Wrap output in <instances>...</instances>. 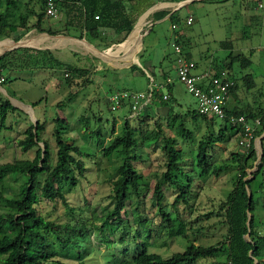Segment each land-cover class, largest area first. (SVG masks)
I'll return each mask as SVG.
<instances>
[{"label":"trees","instance_id":"obj_1","mask_svg":"<svg viewBox=\"0 0 264 264\" xmlns=\"http://www.w3.org/2000/svg\"><path fill=\"white\" fill-rule=\"evenodd\" d=\"M16 1L5 0L2 8L0 0V38L9 36L19 29L20 31L15 37L18 39L25 31L35 28L50 34L63 33L79 38L85 36L89 42L96 39L102 40L105 41L104 47H107L111 43L125 39L133 28L137 17L157 0H55L58 12L61 11L64 14L60 24L62 28L43 24L44 19L49 17L44 8L46 0H37L38 10L33 6H26L24 11L18 14L14 13ZM195 1L202 0H193L190 3ZM176 12L177 10L168 16L172 23H177ZM165 13V10H160L154 12L153 16L160 18ZM30 15H34L35 19L29 21ZM178 41V38H175L174 42L181 46ZM130 43L131 40L127 43L126 51L120 58L123 61L133 58L134 52L139 47L138 42L134 50L131 51ZM220 43L225 46L230 45L229 40H221ZM96 45L100 46L98 43ZM35 52L31 58L33 65L60 69L66 74L64 79L67 85H70L77 73L83 74L81 75V77L83 76L82 83L90 82L88 76L92 73V69L61 60L50 49H36ZM7 53L0 55V77L3 79L1 73L6 66L5 56ZM183 55L186 57L184 53ZM234 60H238L241 67L250 64V59L244 53L229 51L223 58L222 64L214 69L215 71L221 68L226 69L228 75L233 79L234 84L229 88V92L236 84V79L231 72ZM121 69L142 71L136 63H131ZM166 77L168 76L165 73L161 84L170 90L169 96L165 99L162 97L161 87L153 88L150 100L158 101V106L165 109L168 125L173 123L174 116H180L181 120L175 126V134L164 133L163 128L156 123L155 129L145 128L139 131L141 139L148 138L147 140H150H146V144L151 141L159 143L161 140L159 146L163 151L164 158L159 167L162 169L156 172L158 175L155 177L152 188L141 184L143 174L136 164L138 161H143L139 152L141 144L134 135L135 128L129 125L128 118H124L123 132L113 134L109 142L101 148L105 157L114 156L118 162L114 166V177L111 179L108 194L111 206L104 209L98 216L101 220L99 225L79 217L56 222L38 210L37 204L41 199L59 198L67 207L68 213L73 214V208L67 203L62 186L78 184L79 178L84 175L87 169L86 162L93 154L82 146L68 141L65 135V118L56 115L53 118L52 130L56 150L52 159L50 144L42 137L44 129L42 118L37 117L35 124L26 123L22 130L23 136L17 139V144L24 152L33 150V156L15 158L0 164V203H3L2 207L6 208L0 209V264H70L61 261L60 258L82 257L81 254L74 256L75 254L71 252L80 246L79 237L85 236L93 227H97L103 232V235L109 228L108 236L113 235L114 231L125 227L127 221H130V216L132 224H135V237L140 238L136 244V251L130 257L113 254L107 260L108 264H253L254 260L256 264H264V231L255 222L256 204L254 190L251 188L252 180L264 166V136L260 140L262 155L257 163V171L252 173L253 176L246 177L245 170L250 163L248 161L255 157V148L251 142L247 148H244L243 153L232 152V158L236 160L237 177L233 182L232 189L220 200L216 210L197 214L195 218L190 216L193 211V199L197 186L194 175L197 177L219 176L229 167L227 162L215 165L211 160L210 152L216 142H228L239 134L238 125L233 123L229 116L239 114H244L248 118L260 116L261 126L256 133L259 135L264 130V101H260L254 109H228L225 105V117L221 119L215 130L212 127L215 126L214 118H217L216 116L201 114L196 110V107L191 110L187 109L186 111L191 114L194 120L197 117L206 120L210 129L197 139L193 154L188 158L190 162H185V159L181 158L182 150L175 147L176 137L190 140L193 138V131L184 124L183 116L177 114V111H173V105L179 104L171 92L173 78L174 80L176 78L172 76L171 81H166ZM243 80L247 81L248 85L249 80L251 81L250 73L244 74ZM252 84L253 82L250 85ZM122 87L124 88V86ZM73 95L74 93L68 95L56 105H62ZM41 99L34 101L32 105ZM124 104L125 102L122 105ZM16 109L9 99L0 92V128L6 127L5 117L8 112H13ZM127 110L132 111L129 104ZM170 113L174 115L173 118L168 117ZM83 122L86 125L87 118ZM91 133L96 136V143L99 145L103 135L99 127L92 129ZM39 141H42L43 147ZM8 175H12L15 183L9 192H5V178ZM165 186H171L176 192L169 203L162 202ZM248 189H250L249 198ZM148 195H150V205L156 207L160 215L157 223L153 216L149 217L147 213L144 214L141 211V209L146 210ZM248 213L251 215L247 221ZM210 215L222 216L220 221L226 226L225 239L208 244L188 241L182 250L174 251L169 256H162L158 252L147 249V245L152 242L148 241L151 232L153 240L154 237L159 236L163 237L161 243H166L171 236L184 235L186 229L194 232L201 231L202 226L197 222L201 217L207 218ZM64 247L68 251H58ZM219 255H222L224 259L217 260L216 257ZM199 260L202 261L199 262Z\"/></svg>","mask_w":264,"mask_h":264},{"label":"rangeland","instance_id":"obj_2","mask_svg":"<svg viewBox=\"0 0 264 264\" xmlns=\"http://www.w3.org/2000/svg\"><path fill=\"white\" fill-rule=\"evenodd\" d=\"M4 1L1 0L2 8L4 7ZM221 2L225 3L217 5V3L195 1L177 9L176 15L178 20L176 24L178 27H186V34L181 37V41L189 39L196 44L195 47L197 49L205 51L206 56L202 58L200 56H193L197 60L199 70L209 67L211 63L214 66H220L223 58L229 51L244 53L254 63L241 67L238 60L233 61L231 72L236 79L237 90H249L253 99L262 101L263 96H260V93H258L259 88L257 91V86L253 85H255V72H258L260 70L259 65L264 63V14L262 13V10H264V0H262L263 7L257 6L255 0H228ZM37 3L35 0H17L14 5V13H21L26 6H33L38 10L39 6ZM159 3L160 0L154 2L151 5V10L145 14L146 23L150 20L151 11ZM188 11L194 13L195 19L191 25L186 26L184 19ZM248 14L252 15L253 19H249ZM141 15L143 13L137 17L136 21H138ZM63 18L64 14L59 11L56 17L45 18L43 24L62 28L60 24ZM34 19L35 16L30 15L29 21ZM170 25L169 18L155 22L152 29L143 36L142 44L143 46H147V49L141 51L139 47L134 52L133 58L127 61L120 59L122 56L121 50L114 53H111V50H106V53L102 54V56H110L111 59L109 60L101 59L99 56L97 58L94 57L93 60L89 56L96 55H94V52L88 50L85 44L69 38L53 37V40L55 39L56 41L54 44L64 48L62 55L54 54H57L56 56L61 60L70 61L92 69V73L88 76L90 82L82 83L83 76L81 77V75L83 74L77 73L70 85H67L64 79L66 74L60 71V78L57 79L58 85L45 87L34 78L29 80L21 74L17 78H14L12 75L10 76L7 69L3 70L9 79L2 82V86L6 89V93L0 91L2 95L8 99L9 96L15 99L20 97L24 103L27 100L38 99L41 96L43 98L33 106V115H31L30 109L27 111L20 106H17L14 112H8L6 115V127L0 128V164L12 161L15 158L33 156V150L24 152L17 144V139L23 136L22 130L26 126V123H33V116L35 118H42V121H44L42 137L50 144L52 159L56 150L54 136L52 135L53 118L56 115L65 118V135L68 141L82 146L93 154L88 159V162H86L87 169L84 175L79 178L78 184L74 186H62L66 201L73 208V214L68 213L69 211L61 199L48 200L43 198L38 202L37 207L47 218L56 222H62L79 217L86 218L87 222H91L92 224H100L101 220L98 216L104 209L111 206L108 194L110 192L111 179L114 177V166L118 162V159L114 156L111 158L105 157L101 152V148L109 142L113 134L123 132L124 118H128L129 125L135 128L134 135L139 144H141L139 152L143 161L136 163L143 174L141 184L152 188L155 177L158 175L156 172L162 169V167H159L164 158L163 151L159 146L161 140H159V143L151 141V143L146 144L145 141L148 138L141 139L139 131L145 128L155 129L156 123L163 128L164 133L174 135L175 126L181 120L180 116L175 117L170 113L168 117L173 118L174 116V118L173 123L168 125L166 123L167 113L164 112L165 109L163 110L162 107L158 106V101L150 99L137 111H128V104L121 105L116 109H110L108 95L112 91L119 89L145 90L149 84V76H152L155 81L158 80V69L155 62L160 58L162 59L161 52H165L167 57H170L173 52L172 42L175 40L173 33L176 31ZM147 27V24L143 25L142 30H146ZM84 38L86 37L84 36ZM221 40H229L230 45L225 46L221 44ZM96 42L100 44L97 47L99 49L111 48L115 50L119 44V42H114L104 47L105 41L96 40ZM125 51L126 49L123 52ZM167 57L164 58L165 66L168 62ZM131 63H136L142 71L139 69L133 71L121 69ZM172 72L173 77H175L173 70ZM246 73H250L251 81L249 80V83H254L252 85L248 83L250 87H248L247 81L243 80V76ZM49 82L51 83L52 81ZM160 89L165 91L166 87L162 86ZM171 92L179 102V104L173 105V111H177V114L183 116L184 124L193 131L192 139L189 140L177 136L175 144L177 149L182 150L181 158L185 159V162H190L188 158L193 154L197 139L208 131L210 127L206 120L200 117L194 120L191 114L186 111L187 109L191 110L195 108V100L177 79H175ZM72 93L74 95L70 100L64 101L60 106L56 105L57 102H61L63 98ZM261 98L262 100H260ZM85 118L88 121L86 125L83 122ZM220 122L221 119L214 118L215 126L212 128L215 130ZM97 126L103 134L99 145L96 143V136L91 133V130ZM236 138L237 136L231 138L228 142H216L210 151L211 160L215 165L223 162L228 163L229 167L226 171L221 172L219 176L204 175L197 177L194 175L197 186L195 187L196 194L193 199V211L190 215L192 218H195L197 214L209 210L215 211L220 200L232 189L233 182L237 177L236 160L232 158V152L238 151L240 154L245 151L243 147L238 146ZM39 144L43 147L42 141H39ZM259 153V149L255 148V157L248 161L250 163L245 168L247 172L246 177H252V173L257 171V163L260 161V158H258ZM14 183L12 175H8L5 178V192H9L14 187ZM251 188L254 190L256 204L254 210L255 222L264 231V166L252 180ZM248 191L250 192V189ZM163 192V203L171 202L176 193L175 189L171 186H165ZM3 205V203H0V209H6L2 207ZM146 206L145 211L141 209L142 213H147L149 217L153 216L157 223L160 215L156 207L150 205V195L146 197ZM221 217L219 215H210L207 218L201 217L197 222V224L202 226L201 231L194 232L186 229L184 235L171 236L167 239L166 243H161L163 237L159 236L154 237L153 240L151 238L153 233L151 232L148 241L152 242L147 245V249L158 252L162 256H169L174 251L182 250L188 241L208 244L223 240L225 239L226 226L220 221ZM131 218L130 216V221H127L123 229L114 231L113 235L108 236V233H110L109 228L105 230L104 235L97 227L91 228L85 236L79 237L80 246L75 248L74 251L70 250L75 254L74 256L81 254L82 257H61L60 260L69 262L70 264H108L107 260L113 254L127 257L132 256L136 251V244L140 241V238L135 237V224H132ZM161 231L163 232L164 230L162 229ZM58 251L68 250L64 247ZM216 259L220 261L224 258L222 255H219ZM201 261L199 260V262Z\"/></svg>","mask_w":264,"mask_h":264},{"label":"crops","instance_id":"obj_3","mask_svg":"<svg viewBox=\"0 0 264 264\" xmlns=\"http://www.w3.org/2000/svg\"><path fill=\"white\" fill-rule=\"evenodd\" d=\"M35 1L38 2L37 0H35ZM177 1H180V0H163V1H160V3L157 5V7H155L151 11L150 20L146 23L145 22L146 19H144L137 25L134 32L132 33V39H131V43H130V45H131L130 50L131 51L134 50L135 45L138 42H139V47H140V48L139 47L138 48L141 51H145L147 49V46H143L142 40H143L144 34L150 30V27L151 26L153 27L154 23L159 21V20L167 19L168 16L170 15V13L181 8L182 6L188 5L191 2V1H189L186 4L178 7L176 4ZM203 1L204 2H211L213 4L217 3V5H219L220 3H225V2H221V1H217V0H202V2ZM226 1H228V0H226ZM258 2L261 3V6H259V7H263L262 0H255V4L257 6H258ZM198 3H201V2H198ZM160 10H165L166 13L160 18H154L153 13L160 11ZM262 13L264 14V10H262ZM187 15L193 16V19H192V22H193L195 19L194 13L191 11H188L185 14V17ZM248 15H249V19H253L252 15H250V14H248ZM256 19H258V18H256ZM192 22L190 24H186L184 21L186 26L191 25ZM145 24H147L148 27L146 30H142L143 25H145ZM171 24H172V22H171ZM185 28H182L180 26L178 27V25H177V27L174 28L176 32L174 31L175 33H173V37L175 36V38H178V40H179L178 42L181 44L182 51L186 55V57H188V58H190L196 62V69H197L196 72L199 73L200 70L198 69L197 60L193 56L194 55L200 56L202 58L203 56H206L204 53L205 51L197 49L195 47L196 44L193 41H190L189 39H185V40L181 41V37L186 34ZM19 31L20 30L18 29L16 31L12 32L9 36H5V37L0 38V55L5 53V52H8L7 55L5 56L6 66L2 69V73H1V76H3L4 79L0 81V91L6 93V89L2 86V82L8 81V79H9L8 75L4 74V72H3L4 69H7L9 71L10 76L12 75L14 78L15 77L17 78L19 76V74H21V75L26 76L29 80L34 78L36 81H40L42 86H45V87L49 86V85L50 86L58 85L57 79L60 78V75H59L60 69L59 70L58 69H51L47 66L36 67L33 65L31 58L36 53L35 52L36 49H41V50L42 49H50V50H52L53 54L57 53V54L62 55V51L64 48L60 45H55L54 44L55 39L53 40V37L54 38L63 37V38H67V39L68 38L71 39V38L58 35V34H63V33H58L57 35L51 34L53 36H49L46 34V33H48L47 31H38L35 28H30L29 30L25 31L18 39H15V37L19 33ZM140 31L144 33L142 36L141 42L139 41ZM44 35H46L47 37H45ZM65 35H67V34H65ZM111 35H112V33L110 34V36ZM69 36H73V35H69ZM73 37H76V36H73ZM30 38H32L34 40L33 41H27ZM76 38H79V37H76ZM19 39H21L20 43L14 42V41H17ZM35 40H37V42ZM71 40H73V39H71ZM96 40L93 42H90V43L94 44L97 47ZM3 41H5V42H3ZM1 42H3V43H1ZM66 42L70 43L69 41H66ZM51 43H53V44L51 45ZM74 43H77V42H74ZM79 44H81V43H79ZM121 52L123 53V50H121ZM111 53H114V51H112ZM56 57H58V56H56ZM89 57L91 59H93L94 57L97 58V56H89ZM102 57H103V59H106V60L111 59L110 56H107V57L102 56ZM161 57H162V59L160 58V59H158V61L155 62L157 65V69H158V74H157L158 80L156 79L157 81H155V79L152 76H149L150 79L153 78V80L155 82H157V84L162 83L163 75L165 73H166V76L171 77V78L173 76L172 70L175 73V61H174L175 53L172 52V55L170 57H167V54L165 52H161ZM166 57H167L168 62H167V65L165 66L164 58H166ZM152 63H154V62H152ZM163 63H164V65H163ZM252 63H254V62L252 61V59H250V64H252ZM258 63H259V61H258ZM207 68L214 70L217 68V66H214V64L211 63V65ZM203 69H206V68H203ZM259 69L260 70L258 72H255V74H256L255 81H254L255 85H253V86H257L256 90L259 88V91L258 90L257 91H258V93H260V96L261 95L263 96V101H264V95H263L264 94V63H261L259 65ZM49 81H52V82L50 83ZM174 82H175V80L173 78V85H174ZM237 89H238V85L236 82L235 87L229 92V95H228V98L226 101V106L228 109H239V108L254 109V107L258 103H260V101L253 99L252 94H250L249 90L244 91L242 89L241 90H237ZM13 90H15V88H13ZM162 92H163V90H162ZM40 98H43V97L41 96L38 99H40ZM38 99H32L29 101L27 100L24 103V101H22V99L20 97L15 99V98L9 96L10 103L13 106H15L16 108H17V106L23 107L27 111H28V109H30L32 111V114L34 111V108H33L34 105H32V103ZM260 100H262V98ZM40 114H41V112H40Z\"/></svg>","mask_w":264,"mask_h":264},{"label":"built area","instance_id":"obj_4","mask_svg":"<svg viewBox=\"0 0 264 264\" xmlns=\"http://www.w3.org/2000/svg\"><path fill=\"white\" fill-rule=\"evenodd\" d=\"M258 6H261L260 2H258ZM44 8L46 15L49 17H56L59 13L55 0H46ZM192 19V15H187L184 21L186 24H190ZM171 27L176 28L177 24L172 23ZM172 47L175 53V78L194 97L196 110L207 116L213 115L219 119L224 118V107L229 95V88L234 84L227 70L221 68L215 71L206 68L197 73L194 60L183 55L181 46L173 41ZM2 79L0 77V81ZM171 79V77H166V81H171ZM162 86V84H157L151 78L146 90L119 89L112 91L108 95L109 106L111 109H116L125 102V104L130 105L131 110H140L150 99L152 89ZM169 94L170 90L165 89L162 92V97L167 98ZM229 118L239 127V134L236 138L238 146L247 148L252 142L255 147L256 137L258 136L256 133L261 126V117L248 118L244 114H239L230 115Z\"/></svg>","mask_w":264,"mask_h":264},{"label":"water","instance_id":"obj_5","mask_svg":"<svg viewBox=\"0 0 264 264\" xmlns=\"http://www.w3.org/2000/svg\"><path fill=\"white\" fill-rule=\"evenodd\" d=\"M189 1H192V0H180V1H177L176 4H177V6L179 7V6H182V5L186 4V3L189 2ZM150 10H151V6H149L147 9H145L142 13H143V14H146V13H148ZM136 24H137V21L134 23L133 28H132L131 31L128 33V35L125 37V39L122 40L121 42H119V44L122 43V42H125V41L131 36L132 32H133L134 29H135ZM46 34L49 35V36H53V35H51V34H49V33H46ZM143 34H144L143 32H140V33H139V41H140V42H141V39H142ZM58 35H60V36H64V37H70V38H73V39H76V40H80V41L86 42L87 44L92 45L94 48H96L97 50H99V51H101V52H104V50H105V49H99V48H97L94 44H92V43H90L89 41H87L84 37L76 38V37L69 36V35H65V34H58ZM14 42H15V43H20V42H21V39H19V40H17V41H14ZM95 55H96V56H99L100 58L103 59V57H101L100 55H97V54H95ZM30 107H31V106H30ZM31 115H33V114H32V111H31ZM33 118H34V119H33V123L35 124V123H36V118H35L34 116H33ZM263 136H264V131L256 137V146H255V148L259 149V151H260V153L258 154V158H260V155H261V153H262V151H261V145H260V140H261V138H262ZM247 193H248V198H249V197H250V192L247 191ZM249 218H250V215H249V213H248L247 221L249 220ZM246 236H247V234H246ZM253 264H256V261H255V260H254Z\"/></svg>","mask_w":264,"mask_h":264},{"label":"bare ground","instance_id":"obj_6","mask_svg":"<svg viewBox=\"0 0 264 264\" xmlns=\"http://www.w3.org/2000/svg\"><path fill=\"white\" fill-rule=\"evenodd\" d=\"M145 14H143V15H141L140 17H139V19H138V21H137V24H136V26H135V28L137 27V25L142 21V20H144L145 19V16H144ZM144 16V17H143ZM143 17V18H142ZM135 30V29H134ZM134 32V31H133ZM132 32V33H133ZM45 37H47L46 35H44ZM71 39H73V38H71ZM132 39V34H131V36L125 41V42H122V43H120V44H118L117 46H116V48H115V50H113V49H111V48H107V49H105L104 50V52H101V51H99V50H97L96 48H94L92 45H90V44H87L86 42H83V41H80V40H76V39H73L74 41H79V42H81L82 44H85V47L88 49V50H90V51H92V52H94L95 54H97V55H99V54H104V53H106V50H112V51H114V52H116V51H118V50H125L126 49V45H127V43L130 41ZM34 39H32V38H30V39H28L27 41H33ZM26 41V42H27ZM37 41V40H36ZM3 42H5V41H3ZM3 42H1V43H3ZM55 43H56V41H55ZM36 44V43H35ZM53 43H51V45H52ZM100 55V56H101ZM102 57V56H101ZM29 108V107H28Z\"/></svg>","mask_w":264,"mask_h":264}]
</instances>
